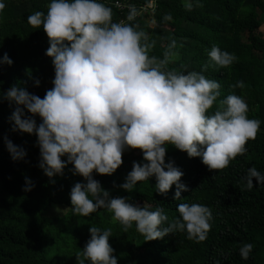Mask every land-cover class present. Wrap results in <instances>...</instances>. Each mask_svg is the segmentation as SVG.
<instances>
[{
	"label": "trees",
	"instance_id": "trees-1",
	"mask_svg": "<svg viewBox=\"0 0 264 264\" xmlns=\"http://www.w3.org/2000/svg\"><path fill=\"white\" fill-rule=\"evenodd\" d=\"M101 2L111 9L113 22L130 24L144 34L141 43L150 57L165 62L163 70L197 71L219 82L220 95L209 114L234 93L244 98L249 118L259 119L260 128L247 141L246 151L219 170L167 144L165 163L171 161L182 171L180 180L187 186L179 200L173 199L175 185L166 195L156 192L154 175L137 182L131 191L120 187L133 161L146 162L139 148L126 147L113 173L93 171V178L110 198L161 207L168 217L161 227L179 217V203L207 206L211 227L202 241L189 239L185 231L145 240L134 225L125 232L103 207L88 216L74 215L69 193L84 178L74 174L71 162L61 174L45 175L38 166L35 133L13 130L10 117L16 105L3 97L12 85L41 98L53 87L54 66L45 54L49 38L42 26L33 28L27 22L28 15L37 10L46 13L49 0H4L0 58L7 53L12 63L0 62V264H79L76 254L90 238V226L112 230L108 242L117 264H264V185H257L253 177V187L248 189L243 179L249 167L264 173V0ZM213 45L235 54L236 59L227 67L216 65L207 55ZM237 81H243L244 87H237ZM25 115L31 114L25 109ZM34 119L40 123L39 116ZM5 137L26 151L23 159L11 158ZM61 159L66 160V155ZM25 177L34 184L27 191ZM243 243L253 244L247 259L239 254Z\"/></svg>",
	"mask_w": 264,
	"mask_h": 264
},
{
	"label": "clouds",
	"instance_id": "clouds-1",
	"mask_svg": "<svg viewBox=\"0 0 264 264\" xmlns=\"http://www.w3.org/2000/svg\"><path fill=\"white\" fill-rule=\"evenodd\" d=\"M185 6L192 7L191 3ZM4 7L0 0V11ZM27 22L33 28L42 26L49 38L45 54L54 66L53 87L41 98L12 85L3 97L16 105L10 117L13 130L35 133L38 166L44 174L50 178L61 174L71 162L74 174L84 178L69 193L73 214L88 216L103 207L125 232L134 225L145 240L175 231L204 240L211 227L207 206L179 203V217L161 227L168 221L161 207L110 198L92 174L113 173L126 147L139 148L146 162L133 161L120 187L131 191L137 182L154 175L155 191L166 195L175 185L173 199L179 200L187 186L180 180L182 171L171 161L165 163L166 145L200 157L209 169L227 167L246 151L247 141L255 138L261 124L249 118L244 98L231 93L221 101L222 107L209 114L220 95L219 82L197 71L163 70L165 62L150 57L141 43L144 34L130 24L113 22L111 9L101 0H49L47 12L35 11ZM207 55L221 67L236 59L216 45ZM0 62L12 63L7 53ZM236 86L242 88L244 82L237 81ZM25 109L31 115H25ZM34 116H39V124ZM5 147L13 160L26 155L6 137ZM253 177L257 185H264V173L253 166L243 177L248 189L253 187ZM33 186L25 177V191ZM88 231L90 238L76 254L79 264H117L108 242L112 230L90 226ZM252 248V243H243L241 258L247 259Z\"/></svg>",
	"mask_w": 264,
	"mask_h": 264
},
{
	"label": "rangeland",
	"instance_id": "rangeland-1",
	"mask_svg": "<svg viewBox=\"0 0 264 264\" xmlns=\"http://www.w3.org/2000/svg\"><path fill=\"white\" fill-rule=\"evenodd\" d=\"M147 6H151V3H148Z\"/></svg>",
	"mask_w": 264,
	"mask_h": 264
}]
</instances>
